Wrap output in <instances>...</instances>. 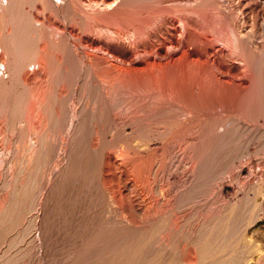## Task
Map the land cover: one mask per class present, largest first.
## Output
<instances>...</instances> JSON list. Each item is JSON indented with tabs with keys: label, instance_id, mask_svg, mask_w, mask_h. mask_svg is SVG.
<instances>
[{
	"label": "rangeland",
	"instance_id": "1",
	"mask_svg": "<svg viewBox=\"0 0 264 264\" xmlns=\"http://www.w3.org/2000/svg\"><path fill=\"white\" fill-rule=\"evenodd\" d=\"M37 1L34 0V3H33V0H31V3H32L31 4L30 0H29V3L27 0H7V1L0 0V28H1L0 31L3 32V33H0V213H1L0 215L4 214V217L0 216L1 218H3V219L0 218V264H4V263L5 264H15V263L16 264H72L73 262L75 264H106V263L116 264L115 260L117 261L118 264L120 261H122L120 262V264H125V262L121 259L122 254L124 253L126 248L129 246V243L133 241V239L138 238L144 242V247L146 248L147 250L146 253L148 255L153 254L151 251L153 250L155 246L156 247L164 246L163 248H166L165 249L166 254L164 253V255H168L167 253L170 252V254H172L176 246L179 245L181 242H183L185 239L190 240V239H193L197 234L204 236L206 234L209 235V233H210V238L213 239V241L212 242L210 241L208 243V246L209 247H211L212 245L215 247L218 246V248L223 249V251L225 247L227 248V250H229V252L232 250L234 252L237 251L236 253L233 254L235 255L233 257L237 256V258H240L239 260H237V258H235L236 260L234 259V261H236L235 264L239 263V261H241L243 257V256L241 257V255L245 256V254H243L242 252L246 251V254H247L248 242L244 240L243 238H241V236L239 235L240 229L237 230L235 229V227L233 228V226H235V223H237V220H234V219L230 220V224L228 225L229 229L226 230V232L227 231L228 232L226 234L223 233L224 226H222V222H220L221 217H220V213L218 209L219 207L218 205H220V199L216 192H218L217 188L221 184V181L227 182V183H229L230 181L229 179H227L228 178L227 171H231L235 167V163L231 161L234 155L237 156V154L240 153L241 155L242 153L243 158L247 160L249 159V155L246 153L250 147V144L246 143L248 142L247 141L248 138L245 137L244 135L239 134L237 131H235L236 133H234V130H232L231 131L232 133L231 132H230L231 134L229 133L230 136L225 138L227 140L223 139L224 141H221L218 145H216L212 149L211 154L208 156L210 160L209 159L207 160V164L204 170V176L205 174L206 176L204 177L205 181L203 183L204 185H202L203 188L202 187L197 188L195 192L192 193L189 197L186 196V201L188 202L190 201L189 204H184V205L183 204H180V205L171 204L169 205V207L167 206L164 209V212L162 211L160 212L161 215L157 214L159 211L154 212V208H152L151 209L152 212L150 213L149 218H145V220H143L142 223L138 222L137 221L138 219L132 216L130 205L128 204L126 206L125 204V203H129V201L126 198L128 197L127 195L128 188L126 187L124 182L126 183L132 182L131 174L133 173H132L131 167L126 166V165H118L115 163L125 158L132 164L133 160L131 158L133 155L131 154V152H129L131 151L130 144H129L130 139L132 138L148 139L149 136L153 134V127H157V125L160 123L159 122L160 118L159 116H156V115L154 116L152 114L148 115L142 118L137 123L139 128L133 131L130 130V124L128 123L125 124L124 121H121V120H114V118H112L111 116L112 114H114V112L124 113L130 110L129 107L127 106L128 104L124 103L123 101L125 98V96L123 97L124 95L122 91L123 87H121L123 85H120L118 89L116 90H114V86H112L111 92L108 94L109 100L105 101L106 104L103 103V101H101L103 97V94H102L103 91H105V89L108 88V86H110L111 84L110 75H114V73L118 74L119 72L121 74L122 73L124 74L125 69L131 67L133 64L129 58H124L114 53V52H119V51L122 52L123 50L125 51L128 48L135 47L136 40L133 37V33L130 28H125L120 23H117L116 21H114V17L113 16L111 17L112 14L110 12L109 13L111 15L108 14L107 16L106 13L108 12V10L106 11L103 8H98L95 5H93L94 7L92 6L90 7V5L88 6L87 4H84L86 0H83L84 2L83 4L81 3L82 0L81 1L80 0L79 1L78 0H66V1L62 0L63 2L61 0L59 1L58 0H52V1L46 0L48 1L47 3H44L43 0H37ZM170 1H173V0H169L168 2ZM184 1L186 0H183L182 2ZM43 3L46 4L47 7ZM53 3L55 4V7ZM24 5L25 7H23ZM51 6H52V9H50ZM135 6L136 7H133V8L137 9L138 6L137 5ZM45 8H48L49 10L46 9L45 11L44 10ZM91 8L92 10H90ZM104 10L106 11L105 14H104ZM18 11H21L20 13L22 16H20V13ZM99 12L103 13L104 15L100 14ZM173 12L174 11L171 10L170 13L175 18L176 15H175V12L174 13ZM11 14H13L14 16H10ZM83 14H85L86 16ZM28 16L31 17L32 19L31 18L29 19ZM102 16L103 17L107 16V18H103ZM106 19H108L107 20L108 22H106ZM4 20H6V22ZM29 20L30 21L32 20L31 22L33 24L29 22ZM9 22L11 23V25H13L12 27ZM109 22L110 24H107ZM6 25L12 28V31L15 29V31L18 34H21L19 32H23L22 33L23 36L20 37V39L19 38L18 39H19V42L23 43L22 45L25 47L24 49L27 48L26 50H28V52L26 50H25L26 52L22 51L24 49L23 48L21 49L19 47L18 48L20 50H18L17 46L20 43L19 42L17 43L15 41L16 39L11 38V36L7 34ZM24 25H26V28ZM95 26L98 28H96ZM144 26L145 25L141 27V31H142L141 33H144L145 31L149 30L152 27L148 25L145 27ZM107 28L108 30H106ZM30 29H33V31L31 32ZM55 29L57 31H55ZM107 32H109V34ZM29 33H32L33 35L35 34V37H33V35ZM26 34L28 35L29 39L26 36ZM23 37L25 38V40ZM31 37L34 38V40L33 39L30 40ZM110 37H113V38H110ZM140 40L142 43L144 42V37L142 35L140 36ZM216 40L217 42L216 43L214 42L215 46L218 47L220 45L219 47L223 48L221 42L218 39H215V41ZM258 40L264 41L263 38H259ZM25 41L26 42L31 41V42L26 43ZM41 43H44V44L47 43L45 46L48 45V47H46V52H48L49 55L48 53L47 54L45 53L46 55L44 54L43 64L44 63L45 64L42 66V68L44 69L41 72L42 73L41 76L39 75L34 76L35 75L34 69L36 68L38 64V61H36V58L38 60V55L40 54L39 53L40 50L37 48H39V45ZM55 43H56V46H55ZM140 49H141V46L138 48V50L141 51ZM167 50L166 52L169 53V51ZM21 53L22 55H20ZM24 53L27 54V56L23 55ZM58 53L60 54L61 57L59 56ZM144 56H145L144 54L140 53L137 55L135 54L133 57H137V59H141V58H144ZM19 57L21 58V60ZM152 57L155 58L156 60H161V61L162 60L164 61L166 59L165 53H164V56L162 57H159L157 55L156 56L151 55V58ZM46 60L47 61L50 60L48 61L50 64L47 63ZM105 60H108V61H105ZM102 66L103 68H101ZM49 68L51 69L52 72L49 71ZM112 72L113 74H111ZM25 78H28V79H25ZM58 84L59 86H57ZM41 90L42 92H40ZM115 93L117 95H115ZM118 97L120 98L118 99ZM115 100L117 102H115ZM151 106L152 104L150 105L148 104L147 107L151 108ZM46 110H48V112ZM98 110L101 111L103 115L98 114L99 112ZM32 117L34 119H32ZM99 117L101 118L98 119ZM102 120L104 121V123ZM105 121H109V122H106L108 126L105 123ZM92 122H94V124ZM122 122L124 123V126ZM30 123H31V126H30ZM54 123L56 124V126ZM70 123H71V126H70ZM107 129L109 131H107ZM39 134L41 136L43 135L44 136L41 137ZM114 134H116V136ZM237 134L241 136L239 137V135ZM260 137L261 138H259V144L257 145L258 149L256 147L257 149L256 156L258 159L261 158L259 160L262 161L264 159V136L261 135ZM244 142L246 145L244 144ZM122 143L129 147H126V150L128 151V153H123V155L121 156L119 145ZM248 145L249 147H247ZM27 147L30 149H28ZM97 150H101V151H97ZM146 158H149V156H146ZM106 162L108 163V166L106 165ZM110 164L112 167L110 166ZM259 166L260 167L257 170L258 171L257 177L260 179H263L264 178V166L261 165L260 163H259ZM151 178L153 179L154 177L151 176ZM157 182H161V180L157 178L156 183ZM119 184H121L122 186ZM146 186L149 187L148 185ZM12 187H14L15 190H13ZM147 187H144V186L133 187L134 189H136L135 193H137L138 202H141L140 204H142L143 206L151 202L150 201L151 191L148 192L149 188ZM21 188H23L24 190ZM248 188H249L248 186L244 187V191L248 192L249 190ZM202 189H204V191L207 194L208 193L209 194H208V197H206L207 198L205 202L206 204L200 206V203L198 202L195 203V201L191 202V200H193L195 198V195H197L199 191ZM15 191H18V192H15ZM117 192L118 194H116ZM125 192L127 193L125 194ZM10 196H12L13 198ZM115 197H117L118 199ZM124 199L126 200L124 201ZM144 200L145 201L147 200V202L144 203ZM123 201L125 203H123ZM249 201H250L249 199L245 200V212H247L248 210L250 211V209H252L251 201L250 202ZM258 201H260L259 203L260 207H263V208L260 209V218L257 220L256 223H254L252 226L249 227L248 232H247V238L250 237L253 242L257 243L261 247V253L254 254L253 259L248 264H264V214H263L264 189H262L260 196L258 195ZM121 202L122 204H120ZM1 210L3 212H1ZM171 212L176 214L177 216L179 215L182 216L181 218L179 217L180 227L178 226V228L176 229L172 228L166 222L168 220L167 217H169ZM190 212L192 213L191 214L192 217L185 218L187 215L190 214ZM21 213L22 214L24 213V214L22 215ZM194 213L196 217H194ZM8 217L10 218L8 219ZM197 217H201L200 219H204V222L200 224L197 231H191V229L193 230L197 226V222H196ZM129 218L132 220V223H131V220H129ZM189 219L191 221H188ZM181 221H183L184 224L181 223ZM205 221L208 222V225ZM29 224H30V227H29ZM189 224L193 225L192 228H190L191 226ZM8 226L10 229L8 228ZM162 228H165V229H162ZM180 228L181 229L183 228L182 229L183 231ZM93 229L96 231H94ZM169 229L171 230V233ZM143 230L145 231V233ZM154 231L156 232L154 233ZM183 232L185 233V235L187 234V236H185ZM181 233L183 234L180 236ZM162 234L164 238L161 236ZM177 234L178 236H175ZM172 235L174 237H172ZM160 236L162 239L160 238ZM191 236L192 237L194 236V237L192 238ZM182 237H184L185 239ZM172 238H174L175 241ZM159 240L163 242L161 243ZM97 242H100V243L98 244ZM157 242L158 244H156ZM108 246L109 247L111 246V248H108ZM4 247L6 248L3 249ZM242 247H243V250H242ZM168 248H169V251L167 250ZM96 249L97 251H95ZM112 249L114 252L112 251ZM221 249H220L221 253L219 251L218 254L216 253V255L223 254L224 252L228 253L227 250L223 252ZM78 250H81V251H78ZM239 250L242 251V252L240 251L241 254L239 253ZM176 251L178 252V249H176ZM87 252L90 253L88 255H91V256H88ZM177 252H175L176 255L182 254L180 250H179V253ZM114 253L115 255L117 253L119 254V255L117 254L118 256L116 255L117 258H115L116 256H114ZM238 253L240 255L239 257H238ZM83 254L85 255L83 256ZM102 254H105V255H102ZM97 256L100 258L97 259ZM112 257H114V259ZM74 260H78L79 262L74 261ZM104 260L107 262H104ZM111 260H114V262ZM7 261L8 263H6ZM174 263H171V264H174ZM240 263L242 264L243 262H240ZM128 264H133V263L130 262ZM201 264H205V262ZM216 264H219V263H216ZM231 264H234V262H231Z\"/></svg>",
	"mask_w": 264,
	"mask_h": 264
},
{
	"label": "bare ground",
	"instance_id": "2",
	"mask_svg": "<svg viewBox=\"0 0 264 264\" xmlns=\"http://www.w3.org/2000/svg\"><path fill=\"white\" fill-rule=\"evenodd\" d=\"M27 1L29 3V0H27ZM43 1H44V3L48 2L46 0H43ZM168 1L169 0H86L84 3L82 0V2H81L82 4L84 3V4H87L88 6L90 5V7L91 6L94 7L93 5H95L98 8H103L106 11L108 10L107 13L104 10V14L106 13L108 16V14L111 13L112 15L111 14L110 15H111V17L112 16L114 17V21H116L117 23H120L125 28H130L132 33H133V37L136 40L135 47L128 48L125 51L123 50L122 52H120V51L114 52L118 56H121L124 58H129L133 64L131 67L125 69L124 74L123 73L121 74L119 72L118 74L114 73V75H110V73H109V75L111 76V78H110L111 84H110V86L107 85L108 86V88H106L107 90L105 89V91H103V93H102L103 97L101 95L102 99L101 98H99V99H101V101H103V103H105V101L109 100L108 94L111 92L112 86H114V90H116V89H118V87L120 85H123L121 87H123L122 91H123L124 95L123 94H121V95H123V97L125 96L123 101H124V103L128 104L127 106L129 107L130 110L128 112H124V113L114 112V114L111 113L112 114L111 116H112V118H114V120H121V121H124L125 124H127V123L130 124V130L131 131L138 129L139 126L137 123L142 118H144L148 115L152 114L153 116L156 115V116H159V118H160V119L158 118L160 123L157 125V127H153V134L150 135L148 139H142V138L130 139L129 144H130V150L131 151H129V152H131V154L133 155L131 158L133 160V163L131 164L125 158L121 159V161H117L115 163L118 165L130 166L132 173H133V174L130 173L132 178L129 177V178H131L132 182L131 183L130 182H128V183L124 182V184L128 188V194H127L128 197H126V195H125V197L128 199L129 203L124 202L126 199H124L123 203H125L126 206L128 204L130 205L132 216L137 218L138 219L137 221L140 223H142V221L145 220V218H149L150 213L152 212L151 211L152 208H154V212L159 211L157 214L161 215L160 212L161 211L164 212V209L167 206L169 207V205H171V204H174V205L189 204L190 201L189 202L186 201V196L189 197L192 193L195 192V190L197 188H201V187L203 188L202 185H204L203 184L205 181L204 177L206 176V174L204 176V170H205V166L207 164V160L209 159L208 156L211 154L212 149L216 145H218L221 141H224L223 139L229 137L230 134L232 133L231 132L232 130H234V133H236L235 131H237L239 134L244 135L245 137L248 138L247 139L248 142H246V143H249L250 147H249V145L247 146V147H249V149L247 150L246 153L249 155V159L247 160V159L243 158L242 153H241V155H240V153L237 154V156L234 155V157L232 158L231 161L233 163H235V167L233 170L227 171V175H228L227 179L230 180L229 183L221 181V184L220 183H219L220 185L218 184L219 185L218 188L215 186L217 183L214 186L218 189V192H216V193L218 194V197L220 199V205H218L219 206L218 209H219V213H220V217H221L220 222H222V226H224L223 233L226 234L228 232V231L226 232V230L229 229L228 225L230 224V220H232V219L237 220V223H235V226H233V228L235 227V229H237V230L240 229L239 235L241 236V238H243L244 240H246L248 242V250L246 249L247 254H246V251L242 252L241 250H239V253L241 251L243 254H245V256L241 255V257L242 256L243 257H242L241 261H239V263H237V264H241L240 262H243L244 264H248L253 259L254 254H256V253L260 254L261 253V247L257 243L253 242L250 237L247 238V232H248L249 227L252 226L254 223H256L257 220L260 218V209L263 208V207H260V205H259L260 201H258V195L260 196L262 189H264V178L260 179L257 177L258 176L257 170L260 167L259 163L264 166V159L262 161H260L259 159H261V158L258 159L256 154H257V149H258L257 145L259 144V138H261L260 137L261 135L264 136V41L258 40L259 38L264 39V0H186L184 2H182L183 0L182 1L181 0H173L170 2H168ZM19 2H21V1H19ZM40 2H42V1H40ZM30 3H31V0H30ZM33 3H34V0H33ZM67 3H66V5H67ZM35 4H36V2H35ZM20 5H21V3H20ZM44 5L46 6V4H44ZM60 5H61V3H60ZM135 5L138 6L137 9L133 8V7H136ZM23 7H25V5ZM54 7H55V4H54ZM23 9H25V8H23ZM46 9H48V8H45L44 10L46 11ZM50 9H52V6L50 7ZM90 10H92V8ZM171 10H173L175 12V15H176L175 18L170 13ZM18 12L20 13L21 11H18ZM142 13H144V14H142ZM13 14H14V12H13ZM13 14H11L10 16H14ZM94 14H95V12H94ZM100 14H103V13H100ZM83 15H85V14H83ZM20 16H22L21 13H20ZM107 16H105V17L102 16V17L107 18ZM4 18H6V17H4ZM12 18H14V17H12ZM18 18H20V17H18ZM30 18L31 17H29V19ZM93 18H94V16H93ZM10 20H12V19H10ZM107 20L108 19H106V22H108ZM4 21L6 22V20H4ZM31 21L29 20V22H31ZM17 22H18V20H17ZM17 22H15V23H17ZM96 22H98V21H96ZM107 24H110V22ZM10 25H11V23H10ZM143 25H145V26L148 25V26H152V27L149 30L145 31L144 33H141L142 32L141 27ZM12 26L13 25H11V27ZM24 26L26 28V25H24ZM28 27H30V26H28ZM144 27H143V29H144ZM96 28H98V27H96ZM108 28L106 30H108ZM130 29H128V30H130ZM163 29H164V31H163ZM6 30H7V34H9L11 36V38L16 39L15 41L17 43L19 42L20 37L23 36L22 35L23 32L18 31L19 33H21V34H18L15 31V29L12 31V28H10L8 25H6ZM30 30H31V32L33 31V29H30ZM47 30H48V28H47ZM55 31H57V30L55 29ZM55 31H53V32H55ZM0 33H3V32L0 31ZM34 33H36V32H34ZM95 33H94V35H95ZM107 33L109 34V32H107ZM112 33H114V32H112ZM27 34H28V32H27ZM27 34H26V36L28 37ZM29 34H32V33H29ZM128 34H130V33H128ZM141 35L144 37L143 43L140 40ZM46 36H47V34H46ZM33 37H35V34L33 35ZM73 37H72V39H73ZM96 37H98V36H96ZM99 37H101V36H99ZM110 38H113V37H110ZM17 39H18V41H17ZM28 39H29V37H28ZM32 39L34 40V38L31 37L30 40H32ZM86 39H87V37H86ZM215 39H218L221 42L223 48L219 47L220 45L218 46L219 48L215 46L214 42L215 43L217 42V40L215 41ZM24 40H25V38H24ZM42 40H43V38H42ZM30 42H28V43H30ZM50 42H52V41H50ZM19 43H20L19 45L17 44L18 45L17 48L19 47L21 49L22 48L24 49L25 47L22 45L23 43H21V42H19ZM47 43H45V44L41 43L39 45V48H37L40 50V52H39L40 54L38 53L39 54L38 60L36 58V61H38V64H37L36 68L34 69L35 70L34 76H36V75L41 76V74H42L41 72L44 69V68H42V66L45 64V63L43 64L44 54L48 53V52H46V47H48V45L45 46ZM56 43H55V46H56ZM95 44H96V42H95ZM24 45H26V44H24ZM26 46H28V45H26ZM140 46H141V49H140L141 51L138 50V48ZM119 47H120V45H119ZM19 48H18V50H20ZM51 48H52V46H51ZM26 49H24L22 51L28 52V50H26ZM47 49H49V48H47ZM54 49H56V48H54ZM167 49H169V50H167ZM166 50L169 51V53H167ZM111 51H112V49H111ZM140 53L144 54L146 57L144 56V58H141V59H137V57H133L135 54L137 55ZM164 53L166 56V59L164 61L163 60L162 61L156 60L153 57L151 58V55H155V56L157 55L159 57H162V56H164ZM20 55H22V53ZM23 55L27 56V54H25V53ZM48 55H49V53H48ZM59 56H60V54H59ZM85 56H86V54H85ZM103 57H105V56H103ZM20 60H21V58H20ZM89 60H90V58H89ZM91 60H92V58H91ZM94 60H95V58H94ZM48 61H50V60H48ZM48 61H47V63H49ZM105 61H108V60H105ZM44 62H45V60H44ZM123 63H125V62H123ZM50 68H51V66H50ZM50 68H49V71H51ZM101 68H103V66ZM87 69H89V68H87ZM51 72H49V73H51ZM105 72H107V71H105ZM53 73H52V75H53ZM111 74H113V72ZM25 79H28V78H25ZM68 84H70V83H68ZM34 85H35V83H34ZM54 86H55V84H54ZM57 86H59V84ZM91 87H92V85H91ZM40 92H42V90ZM44 93H46V92H44ZM99 93H100V91H99ZM115 95H117V94L115 93ZM97 97H99V96H97ZM119 98L120 97H118V99ZM90 99H92V98H90ZM115 102H117V101L115 100ZM60 104H62V103H60ZM148 104L149 105L152 104L151 108L147 107ZM37 108H38V106H37ZM87 109H88V107H87ZM46 111L48 112V110H46ZM89 114H88V116H89ZM98 114L103 115L101 113V111H99ZM39 115H41V114H39ZM29 116H30V114H29ZM55 117H57V116H55ZM100 118L101 117H99L98 119H100ZM32 119H34V118L32 117ZM95 120H96V118H95ZM106 122H109V121H105V123ZM31 123H30V126H31ZM92 123L94 124V122H92ZM98 123H100V122H98ZM103 123H104V121H103ZM124 123H123V126H124ZM32 126H33V124H32ZM55 126H56V124H55ZM59 126H60V124H59ZM70 126H71V123H70ZM107 126H108V124H107ZM152 126H153V124H152ZM31 129H32V127H31ZM90 129H92V128H90ZM97 130H99V129H97ZM107 131H109V130L107 129ZM109 134H111V133H109ZM116 134H114V135L116 136ZM239 134H237V135H239ZM241 135H239V137ZM43 136H41V137H43ZM29 137H30V135H29ZM23 139H24V137H23ZM108 139H110V138H108ZM230 139H231V137H230ZM225 140H227V139H225ZM244 144H245V142H244ZM42 145H43V143H42ZM233 145H234V143H233ZM126 147H129V146H126L123 143L119 145V150L121 152V154L120 153L119 154L121 156L123 155V153H128V151L126 150ZM256 147H257V149H256ZM28 149H30V148H28ZM97 151H101V150H97ZM259 152H260V150H259ZM146 156H149V158H146ZM262 156H263V154H262ZM35 161H36V159H35ZM90 163H92V162H90ZM106 165L108 166L107 162H106ZM110 166H111V164H110ZM37 169H38V167H37ZM102 170H104V169H102ZM151 176L154 178L152 179ZM28 178H29V176H28ZM129 178H127V179H129ZM157 178H159L161 180V182L156 183ZM30 180H31V178H30ZM209 184H211V183H209ZM119 185H121V184H119ZM146 185H148L149 187H147ZM135 186L136 187L137 186L138 187L144 186V187L149 188L148 192L151 191V196H150L151 202H149V204H146L143 206L142 204H140L141 202H138L137 193H135L136 189L133 188ZM247 186L249 187L248 192L244 191V187H247ZM12 188H13V190H15L14 187H12ZM21 189H23V188H21ZM204 189L200 190L199 193L197 195H195V198L193 200H191V202L192 201H195V203L198 202V203H200V206L205 205L206 204L205 202L207 200L206 197H208L209 193L207 194L204 191ZM138 191H139V189H138ZM211 191H209V192H211ZM15 192H18V191H15ZM21 192H22V190H21ZM113 193H115V192H113ZM126 193L127 192H125V194ZM214 193H215V191H214ZM116 194H118V192ZM146 195H147V193H146ZM10 197H12V196H10ZM115 198H117V197H115ZM247 199H249L251 201V204H252L251 205L252 209H250V211L248 210L249 213H248V211L245 212V200H247ZM114 201H116V200H114ZM208 201H209V199H208ZM118 202H120V201H118ZM146 202H147V200L146 201L144 200V203H146ZM8 203H9V201H8ZM14 204H15V202H14ZM120 204H122V202ZM88 206H90V205H88ZM193 206H194V204H193ZM261 206H262V204H261ZM6 207H8V206H6ZM213 209H215V208H213ZM3 210H5V209H3ZM186 211H187V209H186ZM1 212H3V211L1 210ZM18 212H19V210H18ZM174 213H172V212L170 213L169 217H167L168 220L166 222L172 228L176 229L180 225L179 217L181 218L182 216H180V215L177 216ZM188 213H189V211H188ZM191 214L192 213L190 212V214L187 215L185 218L192 217ZM263 214H264V209H263ZM0 216L4 217V214L0 215ZM17 216H19V215H17ZM194 217H196L195 213H194ZM9 218L10 217H8V219ZM130 218H132V217H130ZM130 218H129V220H131ZM200 218L201 217H197V219H196L197 226L195 225L196 224L195 223L194 225L196 227L193 230L191 229V231H197L200 224L202 222H204V219H200ZM1 219H3V218H1ZM163 219H164V217H163ZM188 221H191V220L189 219ZM9 222H10V220H9ZM184 222H186V221H184ZM131 223H132V220H131ZM181 223H183V221H181ZM206 223L208 225V222H206ZM134 225H136V224H134ZM207 225H205V226H207ZM190 226L189 227L192 228L193 225H190ZM29 227H30V224H29ZM8 228H9V226H8ZM162 229H165V228H162ZM181 230H180V232H181ZM211 230H213V229H211ZM94 231H96V230H94ZM167 231H168V229H167ZM169 231L171 233L170 229H169ZM155 232L156 231H154V233ZM164 232H166V231H164ZM144 233H145V231H144ZM183 233H181L180 236ZM230 233H232V232H230ZM184 235H185V233H184ZM105 236H106V234H105ZM153 236H154V234H153ZM161 236L163 237V234ZM161 236H160V238H161ZM175 236H178V234ZM185 236H187V234ZM172 237H174V236L172 235ZM184 237H182V238H184ZM101 238H102V236H101ZM146 239H147V237H146ZM172 239H174V238H172ZM155 240H156V238H155ZM231 240H233V239H231ZM174 241H175V239H174ZM210 241L211 242L213 241V239L210 238V233H209V235L206 234L204 236L197 234L193 239H190V240L185 239L183 242L180 241L181 243L180 244L178 243L179 245H177L176 248L174 247L175 248L174 252L172 250V252H173V253L171 252L172 254H170V252H169V253H167L168 255H164L166 248H163L164 246L163 247L157 246L158 247L157 248L154 245L156 247V249L154 247L153 250L151 251L153 254L148 255L146 253L147 250L144 247V242L141 239L136 238V239H133V241H131V243H129V246L126 248V250L122 254L121 259L125 262V264H128L130 262L133 264H171L174 262L176 264L177 263L178 264H201L204 262H205V264H216V263L231 264V262H234V264L236 263V261H234V259L237 258V256L233 257V256H235L233 254L237 252L236 250H235L236 252H234L233 250L229 252V250H227V248L225 247L224 251H226V250L228 251V253H225L223 251V249L220 248L224 253L216 255V253L218 254L220 249L218 248V246L215 247L213 245H212L213 247L212 246L209 247L208 243ZM160 242L162 243L163 241H160ZM97 243L99 244L100 242H97ZM156 244H158V242ZM172 244H174V243H172ZM221 244H222V242H221ZM224 244H226V243H224ZM84 245H85V243H84ZM110 245H112V244H110ZM151 245H153V244H151ZM215 245H217V244H215ZM5 248L6 247H4L3 249H5ZM108 248H111V246L110 247L108 246ZM114 248H115V246H114ZM176 249H178V252L176 251ZM92 250H90V251H92ZM167 250L169 251V248ZM179 250L182 252V254L176 255L175 252L179 253ZM242 250H243V247H242ZM78 251H81V250H78ZM95 251H97V249ZM112 251H113V249H112ZM109 252H110V250H109ZM71 253H72V251H71ZM80 253H82V252H80ZM220 253H221V251H220ZM239 253H238V257L240 256ZM88 254H90V253L87 252V255ZM84 255L85 254H83V256ZM102 255H105V254H102ZM116 255L114 253V256H116ZM88 256H91V255H88ZM117 256L115 258H117ZM259 257H257V258H259ZM98 258H100V257L97 256V259ZM112 258L114 259V257H112ZM110 259H111V257H110ZM239 259L240 258H237V260H239ZM74 261H78V260H74ZM89 261H91V260H89ZM111 261L114 262V260H111ZM1 262H3V261H1ZM104 262H107V261L104 260ZM120 262H122V261H120ZM120 262H119V264H120ZM6 263H8V261ZM84 263H86V262H84ZM115 263L118 264L116 260H115Z\"/></svg>",
	"mask_w": 264,
	"mask_h": 264
}]
</instances>
